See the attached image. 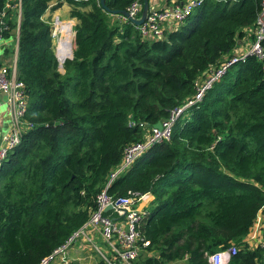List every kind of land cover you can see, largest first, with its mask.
Here are the masks:
<instances>
[{"label":"trees","instance_id":"obj_1","mask_svg":"<svg viewBox=\"0 0 264 264\" xmlns=\"http://www.w3.org/2000/svg\"><path fill=\"white\" fill-rule=\"evenodd\" d=\"M132 2L106 0L107 12L100 0H22L21 18L10 12L33 128L0 168V264H40L90 220L105 191L114 199L154 197L140 226L150 244L137 264H209L212 254L244 246L264 207V68L254 56L231 67L178 118L170 141L106 189L125 149L149 134L140 124L167 121L193 97L262 11L261 0H204L157 40L112 15ZM51 10L74 22L64 74L44 19ZM263 255L243 249L230 264H256Z\"/></svg>","mask_w":264,"mask_h":264},{"label":"built area","instance_id":"obj_2","mask_svg":"<svg viewBox=\"0 0 264 264\" xmlns=\"http://www.w3.org/2000/svg\"><path fill=\"white\" fill-rule=\"evenodd\" d=\"M145 0H133L126 12L129 18L119 15L118 20L124 23H131L130 18L140 19ZM204 0H188L187 2L177 5L171 9L150 11L145 23L141 26H135L144 39L162 40L167 32H172L181 24L185 23L193 12L202 6ZM262 11L258 16L254 27L251 30L254 41L251 50L241 55L227 57L217 68H212L207 75L196 83V93L193 97L180 108L174 110L170 118L162 123V130L155 129V126L146 127L140 124L143 129H150L149 134L143 142L135 143L128 146L122 158L121 163L112 170L109 175L106 189L124 172L129 170L132 165L152 146L171 140L173 126L185 110L195 106L203 101L205 94L211 90L215 84L220 82L228 70L241 61H245L248 56H254L263 64L264 68V0H261ZM13 9L18 13L19 19L22 13V0L16 3H9L5 0V6L0 11V41L9 31L8 18L9 11ZM70 24L61 21L56 17L51 22L53 26L52 39L55 45V53L59 63V69L64 66L67 59H71L70 51L73 53L75 46V32L71 27V43H64L60 24ZM132 24V23H131ZM64 44L69 46L65 51ZM73 50V51H72ZM61 55H67V59L61 62ZM0 92L4 93L7 98V106L11 116V129L2 139L0 146V168L9 154L20 144L22 136L33 128V124L25 120L28 111V95L26 85L17 78V72L11 71L7 67L0 68ZM136 126V123H131ZM150 193L140 194L130 192L128 196L114 199L107 196L106 191L98 197V209L92 214L90 220L61 247L54 251L52 255L44 259L40 264H53L54 260L67 253L79 241L84 240L90 244L99 259L106 264H137L141 249L149 246L140 232V226L144 221L147 213L139 206L146 201ZM111 207L109 211L107 209ZM111 212L115 216L107 215ZM101 236L105 244L113 247V258H109L103 253L102 249L96 244L93 234ZM143 245V247H142ZM240 249L236 246L220 250L209 257V264H230L233 257L237 256Z\"/></svg>","mask_w":264,"mask_h":264},{"label":"crops","instance_id":"obj_3","mask_svg":"<svg viewBox=\"0 0 264 264\" xmlns=\"http://www.w3.org/2000/svg\"><path fill=\"white\" fill-rule=\"evenodd\" d=\"M9 3H16L17 0H8ZM188 0H149L150 11H158L171 9L177 5H181ZM5 6V5H4ZM64 8V7H63ZM10 12H15L13 9H10ZM52 12V14L50 13ZM58 10L54 12L53 10L48 11L44 19L49 21H53L54 16L57 15ZM51 14V18H48ZM9 16V15H8ZM20 21V20H19ZM245 37L239 41L237 48L234 51V55H241L244 53H248L251 50L254 36L251 30H245ZM19 29L9 30L8 33L4 36L3 40L0 41V68L7 67L12 72L16 70L17 72V63H18V50H19ZM11 129V116L7 106V98L4 93L0 92V146L2 143V139L9 133ZM154 201V197L150 194V197L140 203V208L149 213L152 203ZM110 216H115L112 213ZM93 238L96 244L102 249L103 253L106 254L109 258H113V247L105 244L102 240L101 236L97 233H94ZM244 246L240 249L247 251H255L259 248L264 249V207L259 212L253 227L251 228L249 234L243 240ZM231 247V246H230ZM229 247V248H230ZM143 248L141 252H143ZM150 257H152V253H148ZM188 262V258L183 260L182 262L171 263V264H186ZM256 264H264V255L262 257V261L256 259ZM53 264H106L102 259H99V256L96 255L93 247L85 242L84 240L79 241L75 246L71 248L64 255L58 256Z\"/></svg>","mask_w":264,"mask_h":264},{"label":"water","instance_id":"obj_4","mask_svg":"<svg viewBox=\"0 0 264 264\" xmlns=\"http://www.w3.org/2000/svg\"><path fill=\"white\" fill-rule=\"evenodd\" d=\"M100 4H101V7L105 11L110 12L107 5H106V0H100ZM149 12H150L149 0H145L141 18L140 19L130 18V22L137 27L143 25L145 23L147 17H148ZM112 15H114V16L122 15V16L129 18V14L126 11H116V12L112 13ZM75 36H76V34H75ZM71 59H73V56ZM155 129L161 131L162 130V123H158L157 125H155ZM110 209H111V207H109L107 209V211H109Z\"/></svg>","mask_w":264,"mask_h":264},{"label":"bare ground","instance_id":"obj_5","mask_svg":"<svg viewBox=\"0 0 264 264\" xmlns=\"http://www.w3.org/2000/svg\"><path fill=\"white\" fill-rule=\"evenodd\" d=\"M60 26H61L60 29H61L62 35H63V37L65 39L64 43H67L69 41L71 43V39H72V37H71V27H72V24L71 23L70 24L61 23ZM63 47H64L63 50H65V51L69 50V46L67 44H64ZM72 55H73V53L70 51V56H72ZM60 57H61V60H60L61 62L65 61L67 59L66 58L67 55H61Z\"/></svg>","mask_w":264,"mask_h":264},{"label":"rangeland","instance_id":"obj_6","mask_svg":"<svg viewBox=\"0 0 264 264\" xmlns=\"http://www.w3.org/2000/svg\"><path fill=\"white\" fill-rule=\"evenodd\" d=\"M50 13L52 14V12H50ZM51 14H50V16H49L48 18H51ZM56 17H59V19H60L61 21H65V22H67V23H71V24H72V27L74 28V22H73V21H70V20H66L67 16L63 13V11L60 12V13H58V14L54 17V19H55ZM48 20H50V19H48ZM74 46H75V40H74ZM68 60H70V59H67L66 61H68ZM64 64H65V63H64ZM59 70H60V72H61L62 74L65 73L63 67H62L61 69H59Z\"/></svg>","mask_w":264,"mask_h":264}]
</instances>
